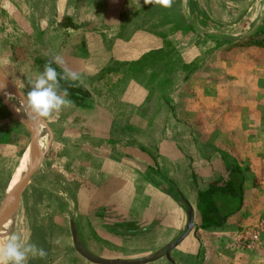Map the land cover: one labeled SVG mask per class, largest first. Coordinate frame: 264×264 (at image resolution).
I'll use <instances>...</instances> for the list:
<instances>
[{
	"label": "crops",
	"instance_id": "obj_1",
	"mask_svg": "<svg viewBox=\"0 0 264 264\" xmlns=\"http://www.w3.org/2000/svg\"><path fill=\"white\" fill-rule=\"evenodd\" d=\"M78 1L0 0V67L13 81L10 76L31 69V57L26 50L41 52L45 50V43L64 42L56 35L64 37L60 34L71 31L80 34L78 53L72 52L77 50L75 48L69 50L68 59H74V71L80 73V82L90 91L92 107L95 105L99 113L107 117L104 124L98 123L93 130L85 131L84 124L71 128V124L70 134H60L65 127L50 122L53 134L47 158H61L65 174L69 173L66 180L77 181V188L68 184L74 188V198L80 200V217L88 222L78 228L79 235L85 236V242L90 245L88 248L80 243L83 249L88 252L92 247H104L107 257H124L126 260L122 261L136 264H264V244L250 238L245 245L236 242L237 232L243 238L250 235L240 233L238 228L246 223L239 220L247 201V174L244 205L228 217L223 227L196 228L199 220L195 208L197 189L204 187L213 171L221 170L216 154L226 150L227 139L235 142L232 156L240 163L244 160L250 163L248 172L253 170V165L257 170L259 161L254 163V155L264 158V136H257L264 134V0L248 3L239 0V18L225 22L220 29L202 33L212 47L219 42L223 44L205 51L202 67L197 63L199 51H183V36L167 35V20L166 24L160 21L165 27L163 34L159 31V35L145 32L120 36L124 28L122 13L137 9L141 4L136 0ZM173 1L176 17H180V26L183 29L185 26V32L200 36L198 26H211L215 22L199 20L212 17L208 15L212 11L209 1L203 0L207 5L198 0ZM142 6L149 12L169 10L160 5L159 8ZM111 31V38H105ZM169 42L181 44L179 51L182 52L178 57L182 60H197V67L188 62L182 64L180 72L185 73V80L173 87L177 93L171 100L164 97L169 91L168 83H154L152 72H144L160 59V70L154 74L167 77ZM238 42L241 45L233 44ZM6 44L15 46L13 53L11 50L3 53ZM220 50L222 55L217 57ZM33 70L34 67L30 74ZM156 107H159L157 113ZM3 111L0 107V182L3 181V187L1 183L0 186L1 192L3 188L6 193L11 174L2 162L15 161V148L8 135L16 140L18 135L15 136L12 129L17 127L14 126L16 118L9 119ZM184 124H190L197 131L192 135L185 132L191 139L187 138L185 148L177 141L178 134H183ZM58 127L61 128L58 130ZM119 130L123 134H119ZM3 134L7 138H3ZM255 139L256 153L252 154L250 146ZM182 158L183 161L188 159L187 168L182 164L178 166ZM44 159L42 157L37 169L38 175L46 165ZM200 161L206 162L207 168L204 163L198 165ZM259 169L264 172V163ZM154 170L171 178L193 210L192 231L169 250V257L166 256L168 245L183 233L185 210L165 191V184L154 175ZM261 181L257 185H264V175ZM125 222H131L136 229H121L119 226ZM70 230L73 234L72 226ZM102 239H109L112 244L103 246ZM252 244L260 245L251 249ZM154 252L162 255L150 257ZM71 255L73 258L67 259L68 262L59 264H100L84 256ZM105 260L112 264L119 261Z\"/></svg>",
	"mask_w": 264,
	"mask_h": 264
},
{
	"label": "rangeland",
	"instance_id": "obj_2",
	"mask_svg": "<svg viewBox=\"0 0 264 264\" xmlns=\"http://www.w3.org/2000/svg\"><path fill=\"white\" fill-rule=\"evenodd\" d=\"M81 1V0H80ZM83 2L85 0H82ZM135 1V0H133ZM199 3L201 4L205 3L207 5L206 1L203 0H198ZM208 2V7L212 8V11L208 14L209 16L212 17H200V22H206L207 19L210 21L215 20L213 22V25L207 26V25H202L198 26V31L199 35H194L191 32H185V26L183 29V26H180L181 23L179 22L180 17H176V12L173 9L175 6V2L173 1V4L169 10H160V9H155L151 12L147 11L142 5L144 4V0H136L138 4H141L138 6L137 9H132L129 11H125L122 13L123 15L121 16L122 21H123V27L120 32V36L124 37L126 35L130 34H141V33H153L155 35H159L164 33L165 27L160 25V21H162V24H164L167 20V33L168 36H183V41H184V52L186 51H199L201 54L199 55L200 58L199 60H182L178 56L181 55L182 51H179V47L181 44H174L172 42L168 43V52H169V58L167 60V69H168V75L166 76H159L158 74H154V72H159L160 70V59L156 61V64L153 66L149 65L145 69V73L152 72L151 78L152 82L154 83H159V82H167L169 86V91L167 92V95L164 97H167L168 99L171 100L173 94H176L177 91H173L175 88V85L183 80H185L184 74L180 72L182 69V64H188L190 63L191 66L192 64L196 66V62L200 67L205 66V54L207 52L205 51H210L211 49L221 47L223 44L218 43L216 47H212V45L207 42L203 37L204 34H206L207 31L211 32L213 29H220L222 27V24H224L227 21L234 20L236 18H239V0H207ZM247 3L249 0H246ZM244 1V3L246 2ZM75 2H79L78 0H75ZM148 6V5H146ZM157 8H159L158 5H156ZM148 9V7H147ZM172 9V11L170 10ZM189 16V13H187ZM201 15H205L203 12L200 13ZM226 14V15H225ZM124 16V17H123ZM241 17V16H240ZM191 18V17H189ZM78 19V18H77ZM166 24V23H165ZM184 25V24H183ZM184 30V32H183ZM196 30V29H195ZM160 31V32H159ZM197 31V30H196ZM204 32V34H202ZM235 32V30L233 31ZM110 33V34H109ZM109 35H105V38L107 36L111 38L112 31L109 32ZM58 34V33H57ZM63 35L64 37H58L56 35L57 39H62L64 42H49L45 43V50L42 52L35 51V50H26V54L31 57L30 60V65L31 69H33V61L32 59L36 56H46L49 58H53L56 55H60L65 63L66 66L72 70H76L74 68L75 62L74 59H68L69 54L67 53L71 49H77L76 51L72 52H77L78 53V47L80 45V34L78 31H71L69 33L65 34H60ZM93 35V32H92ZM124 35V36H123ZM136 36V35H135ZM52 39L54 38L53 36L51 37ZM56 43V44H54ZM217 44V43H216ZM235 46L241 45L240 42L238 43H233ZM24 44H21V46ZM43 45V44H42ZM13 47L12 44L9 46V44L5 45V49H3V53H13ZM49 47V50L46 49ZM189 48V49H187ZM30 52V54L28 53ZM205 52V53H203ZM46 53V55H45ZM48 53V54H47ZM222 55V50H220L217 53V57L219 55ZM171 55V56H170ZM71 56V55H70ZM67 57V58H66ZM68 59V60H67ZM219 58H216L215 61H218ZM166 61V60H165ZM188 62V63H187ZM72 63V64H70ZM71 66V67H70ZM198 66V67H199ZM163 68V65H162ZM25 70V69H24ZM30 70H25L26 73H18V74H13L10 76L13 78V81H15V84L18 86V88L23 91L24 93H27V91L30 90V80H34L38 74L35 72V69L33 70V74H30ZM188 71V70H186ZM148 75V74H147ZM8 76V75H7ZM9 77V76H8ZM198 80V78L196 79ZM155 92H152V95H154ZM262 97L264 98V93L262 94ZM89 107L87 108H80L78 106L70 105L68 107L62 108L58 112H54L51 114L49 117L45 118L42 120L46 124V126L49 128V130L52 133V129L50 127V122L53 124H56L58 126H61L62 128L65 127V129H62L60 134H70L69 127H71V124L73 125L71 128H77L75 125H82L84 124L83 129L85 131L91 129L93 130L94 127L98 126V123L104 122L105 118L107 115L104 113L101 114L100 109L97 108L95 105L92 107L91 105H88ZM0 107L4 109V115L8 116V118H12L13 114L10 112V110L6 107L4 102L2 101L0 97ZM110 108V107H109ZM156 113L158 112L159 107H156ZM172 109V108H170ZM184 111V110H183ZM105 112V111H104ZM185 114V113H184ZM17 122L14 123V126H17L16 128H12L14 135L17 136V140L14 139L13 135H8L10 136V140H12L13 143V149L15 152V161L14 162H2V166L5 167L7 166L9 174H11L14 170V167L16 166L22 152L24 149L29 145L30 142V133L26 126L22 124L20 121L15 119ZM64 124H68L67 127ZM104 124V123H102ZM58 127V130L61 128ZM183 134H178V139L177 141L180 143V147H183L187 140L189 138V135L191 134H197V131L190 125H183ZM7 128V127H5ZM4 129V128H3ZM182 130V129H181ZM74 132L75 130H71ZM20 132H22V136L20 135ZM65 132V133H64ZM190 133V134H185ZM204 132V131H202ZM119 134H123L122 131L119 130ZM204 134V133H201ZM3 138H7L6 134L2 135ZM258 137L264 136V134H258ZM180 137V138H179ZM184 141H182V140ZM189 140H191L189 138ZM18 141V142H16ZM233 139H227L225 143L227 144L225 152L228 153L229 155H232L234 153L233 148L234 144ZM169 144V142H168ZM183 144V145H182ZM185 148V146H184ZM232 148V149H231ZM170 149V148H169ZM168 153V152H167ZM250 153L255 154L256 153V139L254 142H252L250 146ZM254 163L256 164V161L258 163L257 170L256 166L253 165V170L248 172V180L246 183V205L245 208L242 212V215L240 217V221L246 222L243 225L239 224L238 228L240 229V233L246 234V232L253 233L256 230L260 229L259 233V240L258 242H261L264 244V185H257L258 181H261V175H264V172L261 173V169H259L264 163V158H262L260 155L257 156L254 155ZM44 162H46L45 167L42 168L41 174L38 175V171L31 176V180L29 184L27 185L25 189V193L23 194V197L20 200L19 207L15 213L14 221H13V230L11 235H18L22 238V240L31 242L36 244L38 247H42L46 252L47 256L43 259L41 258H32L29 257L27 264H59V263H64L67 259L71 258L73 255L72 254H77L76 256H82L76 248H75V242L73 239V234L70 232V227L74 225L75 227V240L76 242L83 243L82 245L87 246L88 248L90 247L89 244H87L85 236L79 235L78 233V228L80 229L81 227H85L88 225V222L83 220L80 215H81V203L80 200H76L74 198L75 193L73 191L74 188H71L70 184H72V187L77 188L76 183L77 181H67L66 180V175L69 173L65 174V163L63 165V162L61 161V158H57L54 160L47 158L48 157V149H46L43 152V158ZM187 162L188 159L182 158V161L179 160V165L182 164V167L187 168ZM206 166V162L200 161L198 165L203 164ZM243 165L248 166L250 163L248 160H244L241 162ZM173 164V163H172ZM177 168L179 169V167ZM210 166V165H209ZM214 166L215 165H212ZM252 167V165H251ZM207 168V166L205 167ZM210 168V167H209ZM186 171V170H184ZM77 172H75L76 174ZM187 173V172H186ZM37 174V175H36ZM74 174V173H73ZM72 175V174H71ZM1 181V177H0ZM1 183V182H0ZM3 183V181H2ZM1 183V186H2ZM75 186H74V185ZM264 184V183H263ZM1 186H0V205L2 200L5 197V193H3V188L1 192ZM3 187V186H2ZM166 187V186H165ZM263 195V196H262ZM78 196V195H76ZM260 196V197H259ZM14 197H12L13 199ZM259 199V201H257ZM188 212V211H187ZM187 212L185 213V226L183 229V232L185 231L186 223H187ZM263 220V221H261ZM114 223V221L111 220V225ZM121 223V221H120ZM149 230V229H148ZM192 231V229L190 230ZM238 235L235 236L237 237V243L240 245L247 243L249 241V235H244L246 236L245 238L241 237V235L237 232ZM85 238V240H84ZM88 239L90 240L91 237ZM230 239V238H229ZM58 241V243H57ZM97 243H100V239L97 240ZM90 243V241H89ZM103 246H105L107 243L112 244L109 239H102ZM260 244H252L250 246L251 249H256V247ZM165 250H163L162 253H164ZM89 254L93 258H104V259H110L113 261L119 260H126L123 259L124 257H107L105 248H101L99 246V249L96 247H92L91 249L88 250ZM159 253L161 252H154L151 253L150 257H154L157 255H160ZM161 253V255H162ZM70 256V257H69ZM73 258V257H72ZM68 262V260H67Z\"/></svg>",
	"mask_w": 264,
	"mask_h": 264
},
{
	"label": "trees",
	"instance_id": "obj_3",
	"mask_svg": "<svg viewBox=\"0 0 264 264\" xmlns=\"http://www.w3.org/2000/svg\"><path fill=\"white\" fill-rule=\"evenodd\" d=\"M52 58L36 56L32 59L35 72L39 75L44 70L45 62ZM53 67L57 65L53 64ZM60 71L59 68H57ZM61 87L68 88V99L72 105L80 108H87L91 105V93L81 83L80 87H69V82L61 81ZM217 160H220L221 170H215L204 182V187L197 189L196 211L198 224L196 228L208 229L212 227H223L228 217L239 212L244 205V183L248 166L243 165L238 159L225 151H219ZM154 175L159 177L166 186L164 189L179 201L185 210L188 211L186 196L177 188L170 177L161 175L154 170ZM197 180L195 179V182ZM197 183V182H196ZM121 229H136L131 222L122 223Z\"/></svg>",
	"mask_w": 264,
	"mask_h": 264
},
{
	"label": "clouds",
	"instance_id": "obj_4",
	"mask_svg": "<svg viewBox=\"0 0 264 264\" xmlns=\"http://www.w3.org/2000/svg\"><path fill=\"white\" fill-rule=\"evenodd\" d=\"M146 5H160L170 8L173 0H144ZM55 64L57 67H53ZM60 69V71L57 70ZM2 73V69H0ZM69 82V87H80V73L66 66L60 55L45 62L44 70L30 80V90L20 91L19 102L27 115V120H44L54 112L70 106L73 102L67 97L68 88L61 87V81ZM3 74L0 78V88H4ZM17 111H20L17 109ZM58 243V241H57ZM47 252L36 244L22 240L18 235H10L6 242L0 245V264H27L29 257L45 258Z\"/></svg>",
	"mask_w": 264,
	"mask_h": 264
},
{
	"label": "water",
	"instance_id": "obj_5",
	"mask_svg": "<svg viewBox=\"0 0 264 264\" xmlns=\"http://www.w3.org/2000/svg\"><path fill=\"white\" fill-rule=\"evenodd\" d=\"M1 69V67H0ZM3 74V80H4V87H7L14 93L15 99H18V94L21 91L18 86L3 72L0 73V78H2ZM0 97L3 100L4 104L6 107L10 110V112L13 114V116L20 121L22 124L26 126L30 133V142H29V154L31 156V160L28 164L27 170L23 176V178L12 188V190H7L5 193V197L1 202L0 205V227L3 225L5 219L7 216L11 214V216H15V213L19 207L20 200L23 196V193L29 184L31 180V176L36 172L38 169L43 153L41 150V147L39 146V143L36 138V133L38 130V127L42 120H37V121H32L29 119V121L24 120L23 118H20L13 110L11 107L9 101L7 98L4 96L2 89L0 88ZM19 100V99H18ZM43 123V122H42ZM12 197H14L12 199ZM12 199V204L9 205V200ZM188 206V212H187V223L185 227V231L177 238V240L168 245L167 251H166V256L169 257V250L178 242L182 240V238L193 228L194 226V221H193V210L190 207V205L186 202ZM72 232H73V239L75 242V248L76 250L82 254L86 259L91 260L92 262L100 263V264H112L110 261H107L105 259H100V258H93L89 255V253L83 249L81 244L79 242H76L75 240V227L72 225ZM114 264H136V262H128V261H116Z\"/></svg>",
	"mask_w": 264,
	"mask_h": 264
},
{
	"label": "bare ground",
	"instance_id": "obj_6",
	"mask_svg": "<svg viewBox=\"0 0 264 264\" xmlns=\"http://www.w3.org/2000/svg\"><path fill=\"white\" fill-rule=\"evenodd\" d=\"M1 89H2L4 96L7 98L11 107L13 108L14 112L20 118H23L24 120L29 121L27 120V115L23 111L24 109L22 108L19 100L15 99L14 93L7 87L1 88ZM17 109L20 111H17ZM51 135H52L51 131L46 126V124L44 122L43 123L41 122L38 127L37 133H36V138L39 143V146L41 147L42 153L48 148V145L51 140ZM30 160H31V156L29 154V146H27L22 152L16 166L14 167L13 172L11 173V177L8 183L7 190H12V188L23 178ZM8 204L9 205L12 204V199L9 200ZM14 217L11 216V214L7 216L3 225L0 227V245L6 242L9 236L12 234Z\"/></svg>",
	"mask_w": 264,
	"mask_h": 264
},
{
	"label": "built area",
	"instance_id": "obj_7",
	"mask_svg": "<svg viewBox=\"0 0 264 264\" xmlns=\"http://www.w3.org/2000/svg\"><path fill=\"white\" fill-rule=\"evenodd\" d=\"M259 233H260V229L256 230L253 233H250L249 238L251 241L253 242H258L259 240Z\"/></svg>",
	"mask_w": 264,
	"mask_h": 264
}]
</instances>
